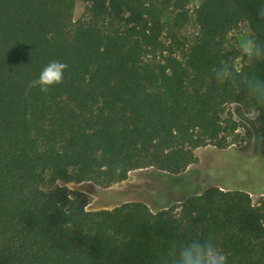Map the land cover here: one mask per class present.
I'll list each match as a JSON object with an SVG mask.
<instances>
[{"label": "trees", "instance_id": "trees-1", "mask_svg": "<svg viewBox=\"0 0 264 264\" xmlns=\"http://www.w3.org/2000/svg\"><path fill=\"white\" fill-rule=\"evenodd\" d=\"M82 1L74 21V0H0V264H163L171 243L208 237L227 264H264V193L252 203L210 187L157 211L140 201L88 211V196L65 186L185 173L195 149H225L240 127L250 136L231 104L256 115L264 150V105L214 75L231 60L264 80V61L229 41L244 23L264 43V0ZM50 61L68 65L62 83L30 87Z\"/></svg>", "mask_w": 264, "mask_h": 264}, {"label": "rangeland", "instance_id": "rangeland-1", "mask_svg": "<svg viewBox=\"0 0 264 264\" xmlns=\"http://www.w3.org/2000/svg\"><path fill=\"white\" fill-rule=\"evenodd\" d=\"M198 1L189 6L190 12ZM87 6L82 0H74L73 20L77 21ZM171 14L163 18L165 38L172 33ZM197 27L192 20L181 30L187 39L192 40ZM251 35L244 23L229 35L230 43L240 51L239 44ZM241 52V51H240ZM239 64V61L236 62ZM233 119L248 128L250 136L239 128L238 142L225 149L213 146L199 147L194 150L196 162L185 173L168 174L154 168L133 170L122 182L108 187H99L92 183H69V190H80L88 196L86 210L111 209L119 203L140 201L152 211L171 205L181 204L189 195L202 193L210 187L243 190L249 193L252 203H256L264 193V150L259 144L256 115L246 114L237 104L228 106Z\"/></svg>", "mask_w": 264, "mask_h": 264}, {"label": "clouds", "instance_id": "clouds-1", "mask_svg": "<svg viewBox=\"0 0 264 264\" xmlns=\"http://www.w3.org/2000/svg\"><path fill=\"white\" fill-rule=\"evenodd\" d=\"M260 20L264 21V4L257 10ZM239 49L249 63L264 61V43L258 42L254 36H246L240 41ZM68 65L60 61H50L31 81L30 87L39 88L43 93L53 85L62 83ZM215 80L219 84H229L238 93L244 92L264 105V80L259 76H248L234 68L231 60H224L215 69ZM118 168V166H117ZM163 264H227L226 255L216 246L211 237L192 239L190 242L177 246L171 243Z\"/></svg>", "mask_w": 264, "mask_h": 264}]
</instances>
